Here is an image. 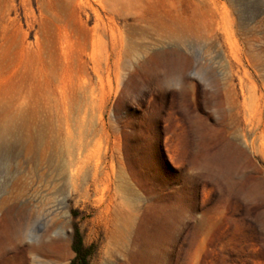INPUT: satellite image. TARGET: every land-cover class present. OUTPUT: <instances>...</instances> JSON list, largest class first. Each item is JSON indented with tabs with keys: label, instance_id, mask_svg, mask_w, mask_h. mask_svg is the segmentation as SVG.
I'll return each mask as SVG.
<instances>
[{
	"label": "rangeland",
	"instance_id": "374dc122",
	"mask_svg": "<svg viewBox=\"0 0 264 264\" xmlns=\"http://www.w3.org/2000/svg\"><path fill=\"white\" fill-rule=\"evenodd\" d=\"M2 129L0 264H264V0H0Z\"/></svg>",
	"mask_w": 264,
	"mask_h": 264
},
{
	"label": "bare ground",
	"instance_id": "6f19581e",
	"mask_svg": "<svg viewBox=\"0 0 264 264\" xmlns=\"http://www.w3.org/2000/svg\"><path fill=\"white\" fill-rule=\"evenodd\" d=\"M4 131H5V129H2V131H0V143H4L5 142ZM10 199L11 198H8L7 201H10ZM0 209H5L7 214H12V213L16 214V216L18 218L15 219L12 222V238L13 239L21 238L22 237V232H23L22 219L24 218V210H25V208H0ZM31 251H34V248L28 249V252H31ZM2 260H3V258H2ZM25 261H26V264H30L28 262L29 261L28 257L26 258Z\"/></svg>",
	"mask_w": 264,
	"mask_h": 264
},
{
	"label": "trees",
	"instance_id": "16d2710c",
	"mask_svg": "<svg viewBox=\"0 0 264 264\" xmlns=\"http://www.w3.org/2000/svg\"><path fill=\"white\" fill-rule=\"evenodd\" d=\"M71 249L74 252V257L69 264H87L91 250L89 247L84 246L81 234L77 229L74 231Z\"/></svg>",
	"mask_w": 264,
	"mask_h": 264
}]
</instances>
